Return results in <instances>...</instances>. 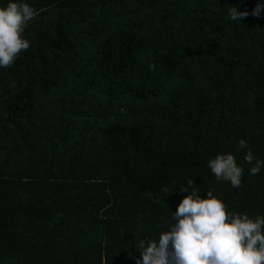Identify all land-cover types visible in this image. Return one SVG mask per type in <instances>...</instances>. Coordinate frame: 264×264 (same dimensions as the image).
I'll return each instance as SVG.
<instances>
[{
  "label": "trees",
  "instance_id": "1",
  "mask_svg": "<svg viewBox=\"0 0 264 264\" xmlns=\"http://www.w3.org/2000/svg\"><path fill=\"white\" fill-rule=\"evenodd\" d=\"M23 2L31 46L0 68V264H136L189 179L264 216V168L237 148L264 160V0ZM227 153L239 188L208 167Z\"/></svg>",
  "mask_w": 264,
  "mask_h": 264
},
{
  "label": "clouds",
  "instance_id": "2",
  "mask_svg": "<svg viewBox=\"0 0 264 264\" xmlns=\"http://www.w3.org/2000/svg\"><path fill=\"white\" fill-rule=\"evenodd\" d=\"M259 8L257 5L252 15L259 16ZM229 11L233 19L249 15L236 8ZM37 15L38 11L23 0H9L6 7H0V68H10L29 50L31 41L25 30ZM237 148L247 149L243 160L250 165L249 174L258 175L264 160L256 158L244 139ZM208 167L217 180L230 182L234 188L242 186L245 169L233 154H217ZM180 191L187 195L173 213L174 223L158 240L141 241L136 264H264V216L252 218L228 211L214 190H207L202 198L193 179Z\"/></svg>",
  "mask_w": 264,
  "mask_h": 264
}]
</instances>
